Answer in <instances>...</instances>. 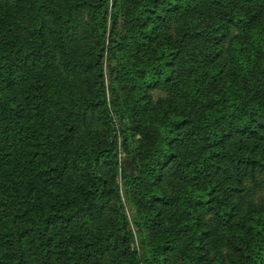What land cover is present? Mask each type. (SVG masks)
<instances>
[{
  "label": "trees",
  "instance_id": "trees-1",
  "mask_svg": "<svg viewBox=\"0 0 264 264\" xmlns=\"http://www.w3.org/2000/svg\"><path fill=\"white\" fill-rule=\"evenodd\" d=\"M0 264H264V0H0Z\"/></svg>",
  "mask_w": 264,
  "mask_h": 264
},
{
  "label": "rangeland",
  "instance_id": "rangeland-1",
  "mask_svg": "<svg viewBox=\"0 0 264 264\" xmlns=\"http://www.w3.org/2000/svg\"><path fill=\"white\" fill-rule=\"evenodd\" d=\"M138 139H139V137H138ZM125 158V153H124V151L121 149L120 150V160H121V164H123L124 165V161H123V159ZM118 183H119V185H120V187H121V189H122V192H124V188H125V182H124V180H123V178H122V174L120 173V175H119V177H118ZM128 211H129V215L131 216V211L128 209Z\"/></svg>",
  "mask_w": 264,
  "mask_h": 264
},
{
  "label": "water",
  "instance_id": "water-1",
  "mask_svg": "<svg viewBox=\"0 0 264 264\" xmlns=\"http://www.w3.org/2000/svg\"><path fill=\"white\" fill-rule=\"evenodd\" d=\"M124 167L129 170V173L132 177L137 176L136 169L134 162L130 159H125L124 160Z\"/></svg>",
  "mask_w": 264,
  "mask_h": 264
}]
</instances>
